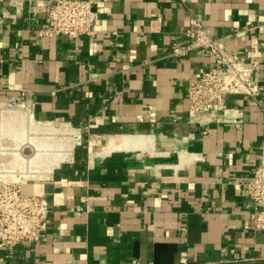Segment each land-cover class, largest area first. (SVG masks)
Here are the masks:
<instances>
[{"label":"crops","instance_id":"obj_1","mask_svg":"<svg viewBox=\"0 0 264 264\" xmlns=\"http://www.w3.org/2000/svg\"><path fill=\"white\" fill-rule=\"evenodd\" d=\"M185 1L105 0L77 47L39 34L54 0H0V99L34 89L37 118L83 130L73 163L23 185L47 195L49 223L0 243V264H264L245 189L264 143V0ZM191 13L243 61L256 47L257 101L189 115V80L212 65L169 53Z\"/></svg>","mask_w":264,"mask_h":264},{"label":"built area","instance_id":"obj_2","mask_svg":"<svg viewBox=\"0 0 264 264\" xmlns=\"http://www.w3.org/2000/svg\"><path fill=\"white\" fill-rule=\"evenodd\" d=\"M181 1L186 4L185 0ZM105 4V0H54L39 34L50 37L62 34L74 39L78 47L82 35L96 34L99 9ZM186 34L188 42H174L169 53L182 57L202 51L212 61V65L200 69L196 77L189 80L190 116L224 108L226 97L231 94L258 100L261 92L257 75L260 57L256 47L245 53L243 61L241 54L227 49L213 29L194 13L190 15ZM37 104L36 91L31 88H21L0 99V243L7 245L39 240L49 223L47 195L25 193L23 185L49 179L63 163H73L77 146L83 144L82 128L68 121L37 118ZM19 115L30 121L22 135L14 138L11 127ZM32 137L38 139L40 146L55 144L56 149L35 158L36 147L26 143ZM21 146L23 149L18 151ZM245 189L254 204L253 227L264 230V143L261 161ZM133 264L140 263L134 260Z\"/></svg>","mask_w":264,"mask_h":264},{"label":"bare ground","instance_id":"obj_3","mask_svg":"<svg viewBox=\"0 0 264 264\" xmlns=\"http://www.w3.org/2000/svg\"><path fill=\"white\" fill-rule=\"evenodd\" d=\"M30 121L29 118H25V117H20L17 116L16 117V122L15 125H13V127H11V134L12 136L15 137H19V135L21 136L22 133L25 131L26 127V123L28 124V122ZM29 144H32L33 146H35V153H34V157L35 158H40L42 155H44L45 153H49L51 150L56 149L55 148V144H47L46 146H48V150L46 146H40V144L37 142L38 139L36 138H28L27 139ZM21 149H23V146H21L18 151H21ZM60 159H62V157H60Z\"/></svg>","mask_w":264,"mask_h":264}]
</instances>
